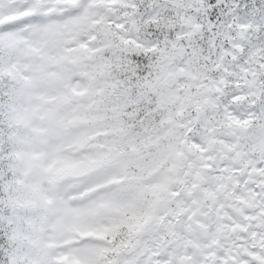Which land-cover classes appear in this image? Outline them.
<instances>
[{"label":"snow or ice","instance_id":"6c2138e0","mask_svg":"<svg viewBox=\"0 0 264 264\" xmlns=\"http://www.w3.org/2000/svg\"><path fill=\"white\" fill-rule=\"evenodd\" d=\"M0 264H264V0H0Z\"/></svg>","mask_w":264,"mask_h":264}]
</instances>
